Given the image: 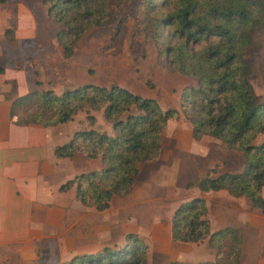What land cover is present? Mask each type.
<instances>
[{"label":"trees","instance_id":"16d2710c","mask_svg":"<svg viewBox=\"0 0 264 264\" xmlns=\"http://www.w3.org/2000/svg\"><path fill=\"white\" fill-rule=\"evenodd\" d=\"M46 15L59 27L55 42L64 58L72 56L76 42L90 27H106L113 41L128 13L127 0H42ZM133 27L153 44L157 63L167 73L194 79L179 93L178 108L162 109L157 100L112 83L82 84L56 95L33 91L17 98L11 110L35 104L32 117L22 124L55 125L72 119L78 110L100 111L111 133L78 129L53 149L56 157L79 153L97 158L101 167L82 172L60 185L74 186L75 198L96 211L108 208L111 196L126 195L138 173V163L157 159L166 123L182 115L193 140L209 136L242 156V170L235 173L209 170L188 182L200 193L224 190L243 197L264 215V102H255L247 79L245 51L257 31L264 32V5L260 0H132ZM9 32V31H7ZM88 122L94 120L86 115ZM260 141L255 143L256 138ZM202 196L181 202L169 220L170 238L198 243L207 239L213 260L196 264H238L240 240L236 230H210ZM144 246L127 233L115 247L93 254L74 255L56 264H146ZM166 264H182L169 261Z\"/></svg>","mask_w":264,"mask_h":264},{"label":"crops","instance_id":"0c3cea01","mask_svg":"<svg viewBox=\"0 0 264 264\" xmlns=\"http://www.w3.org/2000/svg\"><path fill=\"white\" fill-rule=\"evenodd\" d=\"M46 7L42 0H0V264L64 262L74 255L93 254L104 247L120 245L125 235L133 232L129 222L132 217H138L141 224L143 220L150 222L149 216L165 214L171 218L173 208L191 190L186 189V184L194 180L178 172L182 161L206 158L215 149L211 150L214 143L209 136L193 140L183 118L170 119L161 133L157 159L138 163L129 192L111 196L107 209L96 211L82 205L74 196V186L59 190L75 175L101 167L97 158L89 159L79 153L61 158L53 153L54 147L67 142L74 131L94 126L85 122L81 110L65 123L22 124L17 120L19 109L10 112L12 102L33 91L50 90L59 95L82 84L97 85L100 81L102 86L120 85V80L112 75L105 81L93 80L98 79L103 59L94 47L85 50L81 57L75 53L77 43L92 27L76 42L72 56L64 58L54 38L59 27L46 15ZM166 74L170 77L175 73ZM181 81L184 85L177 95L174 93L177 99L184 86L194 85ZM157 102L162 109L178 108V101L172 106H162V100ZM90 115L108 133L110 124L101 112L91 111ZM213 161L219 160L212 156L203 171L212 168ZM221 191L200 193L195 188L192 195L202 196L209 210V199ZM217 209L220 214L221 206ZM209 223L212 228L225 226L213 217ZM159 226L152 222L140 231V225L136 232L151 230L147 238L150 254L157 255L161 264H187L197 259L196 243L174 241L168 231H163L165 226L161 231ZM200 253L201 261H210L214 254L208 249Z\"/></svg>","mask_w":264,"mask_h":264},{"label":"rangeland","instance_id":"374dc122","mask_svg":"<svg viewBox=\"0 0 264 264\" xmlns=\"http://www.w3.org/2000/svg\"><path fill=\"white\" fill-rule=\"evenodd\" d=\"M260 1L262 5H264V0ZM131 5L132 0H127L123 5L122 10L127 12L128 15L124 24L120 28L118 36L113 41L110 39L111 33L108 28L92 27L77 43L75 53L78 57H81L79 55L85 53V50L91 49L92 47H94L95 50L100 51L103 59L101 60L100 68H98L97 72L98 79L94 78V81L97 82L101 79H104L105 81L112 75L115 76L117 80H120L118 81L120 85H117L122 87L126 86L125 88L133 93L139 94L143 97H152L159 101L162 100V106L176 105L178 101L176 93L178 89L184 85L181 79L191 81V83H194V79L179 75L177 72H173L175 74L170 77L166 74L167 72H165L156 61L153 44L149 41H145L142 32L133 27L134 19L131 15ZM82 57L84 58V56ZM243 57L249 69L247 79L252 87L255 102H264V32H261V30L257 31V36L253 44L245 51ZM88 79L91 80L90 77ZM97 85L102 84L98 81ZM35 107V104L18 106L19 117L17 120L22 121L23 119L32 117L33 114L36 113ZM81 113H83L86 118V115L90 114L91 111L82 109ZM178 117L184 119L182 115H179ZM85 122L93 125L98 131L104 130L102 129L103 127L97 122L95 123L94 120L91 123L85 119ZM185 122L187 123L186 120ZM106 131L111 133L110 128ZM212 139V143L214 144L212 145L213 147L211 150L213 148L216 149V151L213 149V155L207 154L206 158L201 157V159H198L197 161L192 160V162L181 160L182 163L178 171L180 174H184L189 180H195L206 176L211 169H214L217 173L226 169H229V172L232 170H236L234 172L242 170L243 159L241 153L236 150L228 149L217 139ZM259 141V137L254 140L255 143ZM212 156L213 159L219 160L218 163L213 161L215 164H212L213 166L211 165L212 168L203 171L205 165L211 161ZM223 160L225 161L222 162ZM209 174L211 175L212 173L209 171ZM189 188L191 190L184 200L195 197L192 193L195 191L196 187H186V189ZM225 192L226 191L223 190L209 199V210H207L206 214L208 221L210 222V218L213 217L215 222H224V227H229L237 231L240 240L238 264H264V215H262L259 210L251 208L248 200L245 198L231 197ZM261 195L264 198V190L261 191ZM181 202L177 203L173 208V211ZM218 206H221V215L216 211L218 210ZM163 209L165 208L163 207L162 211ZM147 219L150 222L146 224L143 220V224H141L138 217H132V220H129V222H131L133 232L129 233L136 235L144 246L143 251L147 256L146 264H161L157 255L150 254L151 245L147 242V238L149 234H152L151 230L148 233L140 234L139 232L137 233L136 230L138 226L142 225L143 228L140 231H144L143 229L146 225L151 224L152 222H158L161 225L159 226V230L161 231L165 226L163 231H168L169 233L170 215L149 216ZM144 224L145 226H143ZM209 227L211 231L219 229L212 228L210 223ZM206 241L207 239L204 238L199 243H196L195 248L197 250L196 255L198 254L196 257L197 259L194 262L191 261L192 263L189 262L187 264L202 262L201 260H198L203 258V254L200 252H204V250L207 249L211 250L206 246ZM211 251L213 252V250ZM160 258H162V255ZM211 260H213V258Z\"/></svg>","mask_w":264,"mask_h":264}]
</instances>
